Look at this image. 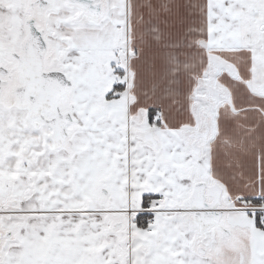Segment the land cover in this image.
<instances>
[{
	"label": "snow or ice",
	"instance_id": "snow-or-ice-1",
	"mask_svg": "<svg viewBox=\"0 0 264 264\" xmlns=\"http://www.w3.org/2000/svg\"><path fill=\"white\" fill-rule=\"evenodd\" d=\"M126 14L127 0H0V264H264V160L217 184L157 107L136 121L126 92L146 93L148 61L129 81L106 55ZM200 20L264 25V0H200Z\"/></svg>",
	"mask_w": 264,
	"mask_h": 264
},
{
	"label": "crops",
	"instance_id": "crops-1",
	"mask_svg": "<svg viewBox=\"0 0 264 264\" xmlns=\"http://www.w3.org/2000/svg\"><path fill=\"white\" fill-rule=\"evenodd\" d=\"M134 2L144 7L133 11ZM198 3L200 0H127L125 26L106 55L113 58L112 49H115L114 58L119 63L124 61L123 65L128 67V75L132 79L137 58L148 61L150 71L144 74V79L150 81L146 93L142 96L135 93L131 99L127 96L128 103L139 101L141 106L134 115L136 121L143 124H147V118L142 113H147L148 108L157 107L161 126L179 130L181 138L182 131L194 125L190 122L192 120L186 118L190 114V107L182 113L176 112L174 106H167L165 112L162 106L155 105L156 101H150L147 97L155 89L150 82L157 77L179 76L181 67L176 66L180 65L182 53L188 54L183 58L191 60L190 64L207 60L205 72L216 74L215 83L222 99L216 108V134L206 140L205 166L217 184L232 176L234 183L239 185L247 179L258 156L264 160V76L257 79L254 71L252 40L255 38L249 39L247 35V29L251 32L252 28H248L246 23L242 24L230 39L232 34L221 25H205L202 20L191 24L189 14ZM153 4H166L171 11L157 16L148 7ZM230 67L235 73H229ZM11 100L4 97L6 103Z\"/></svg>",
	"mask_w": 264,
	"mask_h": 264
},
{
	"label": "rangeland",
	"instance_id": "rangeland-1",
	"mask_svg": "<svg viewBox=\"0 0 264 264\" xmlns=\"http://www.w3.org/2000/svg\"><path fill=\"white\" fill-rule=\"evenodd\" d=\"M264 25H261L257 22L251 28V32L254 30V38L252 40V52L255 58L254 71L257 73V79H260L264 76V43H260L257 46V41L264 39ZM248 28H250L248 26ZM261 28L263 30H261ZM250 32L247 29V34ZM231 37L236 34L235 30L230 32ZM229 40V39H228ZM232 42V40H230ZM250 43V42H249ZM216 47L221 48L222 46L216 45ZM226 47H223V49ZM188 54L182 53L180 65H177L179 69V76H166V77H157L151 80L150 84L155 87L151 93L148 94L150 101L154 102L157 106H162L163 110L167 112L166 107L170 106L177 108V111L184 112L185 109L189 106L190 111L189 115L186 118H189L190 122H193L190 128L182 131V139L185 144L191 149L192 139L189 138L191 134L194 133H203L205 131V119L204 115H208V125L210 126V135L209 137L213 138L215 136V118H216V108L218 103L222 99V94L219 93V89L216 87V74L208 71L205 72V65L207 60H198L196 64H190L191 60L184 59ZM124 61H121L120 64L123 65ZM175 65L177 62L175 61ZM178 70L176 69V72ZM230 74L235 73L234 69L231 67L228 69ZM257 71V72H256ZM129 81L132 80L131 76L128 75ZM150 81V80H149ZM148 80L146 83L148 85ZM212 83V85H211ZM126 95L128 97L134 98L135 92L132 89L127 90ZM161 107V108H162ZM164 112V113H165ZM180 113V114H182ZM170 113L169 115H171ZM189 123V122H188ZM187 123V124H188ZM147 125V124H145ZM206 140L200 139L199 146L202 147V153L199 156L205 161V149L207 146ZM216 183H218L215 180ZM223 254L232 255L233 253L227 252L224 250Z\"/></svg>",
	"mask_w": 264,
	"mask_h": 264
},
{
	"label": "flooded vegetation",
	"instance_id": "flooded-vegetation-1",
	"mask_svg": "<svg viewBox=\"0 0 264 264\" xmlns=\"http://www.w3.org/2000/svg\"><path fill=\"white\" fill-rule=\"evenodd\" d=\"M19 79H20V74L18 72H14L13 75H12V78L8 81L7 87L3 91V98L6 96V97H10L13 100V98H14V96H13L14 89L17 86V83L19 82ZM203 115H204V119H205L204 123H205V128H206V125L208 124L207 123L208 115H206V114H203ZM199 143H200V140L197 142V144H199Z\"/></svg>",
	"mask_w": 264,
	"mask_h": 264
},
{
	"label": "water",
	"instance_id": "water-1",
	"mask_svg": "<svg viewBox=\"0 0 264 264\" xmlns=\"http://www.w3.org/2000/svg\"><path fill=\"white\" fill-rule=\"evenodd\" d=\"M209 134H210V126L206 125V130L203 133H194L193 135L190 136V139L193 140L190 147L191 149L194 148L198 156H200L202 153V147L199 146L197 142L200 139L207 140L209 138Z\"/></svg>",
	"mask_w": 264,
	"mask_h": 264
},
{
	"label": "trees",
	"instance_id": "trees-1",
	"mask_svg": "<svg viewBox=\"0 0 264 264\" xmlns=\"http://www.w3.org/2000/svg\"><path fill=\"white\" fill-rule=\"evenodd\" d=\"M142 116H145L146 118H147V113H142ZM156 116H157V118L160 120V124H161V117H160V114H159V112L157 111V113H156Z\"/></svg>",
	"mask_w": 264,
	"mask_h": 264
}]
</instances>
